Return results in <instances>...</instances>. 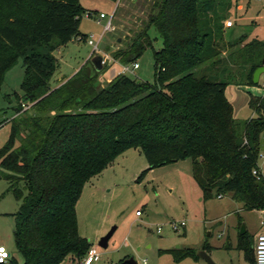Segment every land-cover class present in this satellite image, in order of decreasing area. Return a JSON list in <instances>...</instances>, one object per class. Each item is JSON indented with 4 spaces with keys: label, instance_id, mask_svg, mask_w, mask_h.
I'll list each match as a JSON object with an SVG mask.
<instances>
[{
    "label": "trees",
    "instance_id": "1",
    "mask_svg": "<svg viewBox=\"0 0 264 264\" xmlns=\"http://www.w3.org/2000/svg\"><path fill=\"white\" fill-rule=\"evenodd\" d=\"M235 1L155 2L143 30L112 55L122 64L135 61L151 46L145 30L152 25L162 41L153 51V84L116 74L100 85L105 67L96 72L86 61L51 88L57 67L52 52L80 37L82 6L78 0H0V84L19 57L24 66L23 95L0 147V179L19 202L12 235L23 264L81 260L90 246L77 230L82 187L130 148L140 149L147 163L137 180L151 168L188 158L204 197L230 193L243 209L264 212L257 167L264 90L250 95L255 116L243 120L234 117L224 94L228 84L257 85L251 76L264 55L261 40L241 45L242 37L224 38ZM238 247L255 264L246 231ZM187 256L198 258L190 248L174 252L175 261Z\"/></svg>",
    "mask_w": 264,
    "mask_h": 264
},
{
    "label": "rangeland",
    "instance_id": "2",
    "mask_svg": "<svg viewBox=\"0 0 264 264\" xmlns=\"http://www.w3.org/2000/svg\"><path fill=\"white\" fill-rule=\"evenodd\" d=\"M78 1L83 8L78 25L81 35L52 52L57 62L50 78L52 86L72 76L86 61L89 62L93 53L113 55L126 48V43L145 27L147 15L157 0ZM100 12L107 17L99 19ZM112 13L111 29L104 31ZM227 20L232 21V26L224 24L226 40L242 37L241 45L253 38L264 42V0H236ZM145 32L151 46L142 49L135 60L139 67L126 75L153 84V51L161 47L162 41L152 25L146 27ZM100 36L99 50L92 51L93 45L88 40L96 42ZM39 49L46 52V49ZM226 53L227 50L223 55ZM119 64L122 63L117 61L110 69L103 70L98 79L100 85L116 75ZM23 75V61L19 57L0 84V147L9 136V120L23 95ZM263 90L264 73L257 85H226L224 94L232 105L234 117L243 120L255 116L248 100L250 95L259 96ZM260 150L264 152L262 136ZM190 165L188 158L178 160L151 168L137 180L147 163L140 149L130 148L84 183L75 206L77 230L99 252L100 259L94 264H120L129 257L137 264H207L203 258L190 256L175 261L174 252L186 248L196 255L203 250L215 264H251L245 250L238 247L239 230L243 224L254 254L256 237L264 233V212L243 209L230 193L219 197L214 192L204 197L191 176ZM257 167L264 177V159L258 160ZM7 187L8 183L0 179V245L10 253L4 264H10V261L23 264L12 235L19 202L11 192H5ZM137 210L141 215L136 214ZM180 221L185 225L173 230L170 223ZM112 226L115 230L107 247H100V237ZM84 256L81 260L67 257L61 264H82Z\"/></svg>",
    "mask_w": 264,
    "mask_h": 264
},
{
    "label": "built area",
    "instance_id": "3",
    "mask_svg": "<svg viewBox=\"0 0 264 264\" xmlns=\"http://www.w3.org/2000/svg\"><path fill=\"white\" fill-rule=\"evenodd\" d=\"M119 1V0H117ZM91 12H88V15H90ZM113 13L107 18V21L104 25V31L110 30L111 29V22L113 18ZM107 15L103 12L99 13V19L105 18ZM224 24L226 27L232 26V21L231 20H225ZM103 31V32H104ZM103 34V33H102ZM101 34V36H102ZM100 38L94 42L93 40L89 39L88 43L93 45V50L92 51H98V43L101 39ZM79 38V37H78ZM102 56L101 63L106 69H110L112 66H114L117 63V59L114 58L111 54L108 52H102L100 53ZM138 63L136 61L127 63V64H119V67L116 69V74H126L127 72L133 73L135 69H137ZM26 105H23V108H26ZM262 139L264 140V135H262ZM264 159V152L260 150L258 153V160L259 159ZM252 173L259 178L260 173L257 171V169H253ZM221 195H219L220 197ZM138 212V211H137ZM139 213V212H138ZM137 213V214H138ZM171 227L173 230L177 231L179 228L183 227L185 225L184 221L180 222H171ZM159 228L157 229V232H159ZM10 257V253L6 250V248L2 245H0V264H4L7 259ZM100 259L99 252L97 251L96 247L91 245L88 247L85 256L83 258L82 264H94ZM254 261L255 264H264V233H260L257 235L256 240L254 242Z\"/></svg>",
    "mask_w": 264,
    "mask_h": 264
},
{
    "label": "water",
    "instance_id": "4",
    "mask_svg": "<svg viewBox=\"0 0 264 264\" xmlns=\"http://www.w3.org/2000/svg\"><path fill=\"white\" fill-rule=\"evenodd\" d=\"M101 59H102L101 54L96 53V52L93 53L89 58V63L92 65V67L94 68V70L96 72H100L104 68L103 64L101 63ZM263 73H264V55L262 56L260 65L257 66L252 73V76H251L252 83L257 84L261 74H263ZM209 191H211V190L209 189ZM114 230H115V226H112L103 236L100 237V239L98 241V245L100 247H102V248L107 247L108 240L111 237ZM245 231H246V228L242 224V226L239 230V233L243 234ZM208 234H210V232H208ZM197 256L200 258H203L207 262V264H215L211 260L209 255H207L203 250L198 251ZM122 263H124V264H137L132 257L126 258L125 260L122 261Z\"/></svg>",
    "mask_w": 264,
    "mask_h": 264
},
{
    "label": "crops",
    "instance_id": "5",
    "mask_svg": "<svg viewBox=\"0 0 264 264\" xmlns=\"http://www.w3.org/2000/svg\"><path fill=\"white\" fill-rule=\"evenodd\" d=\"M59 84H60V83H59ZM59 84H57V85H55V86H52V85H50V86H51V88H55V87L58 86ZM137 211H138V210H137ZM137 211H136V214L138 213ZM137 215H141V214H137ZM120 264H124V263L121 262Z\"/></svg>",
    "mask_w": 264,
    "mask_h": 264
}]
</instances>
